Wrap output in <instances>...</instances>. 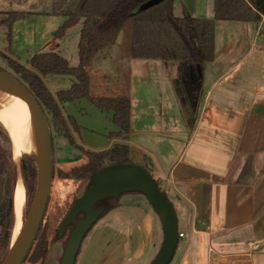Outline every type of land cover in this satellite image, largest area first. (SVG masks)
<instances>
[{"label":"crops","instance_id":"crops-1","mask_svg":"<svg viewBox=\"0 0 264 264\" xmlns=\"http://www.w3.org/2000/svg\"><path fill=\"white\" fill-rule=\"evenodd\" d=\"M235 22H216L215 58L204 70L196 111L181 85L135 84V68L143 65L138 62L159 59L132 57L130 22L88 67L92 95L131 101L129 138L111 137L130 146V158L134 147L150 156L152 166L144 161L174 204L184 234L174 264H264V16L242 21V26H233ZM220 24L254 39L233 67L206 85V69L220 55ZM233 44L225 42L221 54L231 52ZM170 66L175 84L178 65ZM120 214L104 234L99 260L88 264H149L156 255L163 233L152 208H143L138 216Z\"/></svg>","mask_w":264,"mask_h":264},{"label":"trees","instance_id":"trees-1","mask_svg":"<svg viewBox=\"0 0 264 264\" xmlns=\"http://www.w3.org/2000/svg\"><path fill=\"white\" fill-rule=\"evenodd\" d=\"M148 1L150 0H51L48 6L37 12L25 10L5 12L7 18L2 23L8 25L9 37H11L14 22L29 18L34 13L66 17L55 31V36L58 38L63 37L69 28L82 22L79 32V64L77 66H71L64 56L53 51L34 53L29 60V68L9 58L11 68L21 75V79L17 78L36 97L44 112L47 111L51 116L54 129L67 137L71 143L73 139L67 122L75 130H78V125L71 115L64 114V104L79 99H88L111 116L117 130L110 132L109 136H118L125 140L129 138L130 99L125 96L92 95L88 72V67L94 57L101 50L116 43L120 32L128 22L131 23L132 57L176 63L179 69V84L184 90L186 101L190 109L196 111L203 91L204 70L206 65L215 58L216 22H257L264 16V0H214L213 18L196 17L189 14L177 16L174 12V0H164L157 5L142 9ZM49 74L69 75L74 78V82L69 87L53 93L44 81V77ZM79 148L83 151L85 162L69 170L59 168L58 176L62 179L87 180V187L90 186L89 180L92 175L101 168L110 164L132 162L130 146L127 143H116L111 148L100 151ZM28 153L24 151L20 158L27 206L33 200L37 184L36 159ZM144 167L153 175L149 165ZM17 172L18 166L13 157L12 139L0 123V264L10 250L16 223ZM54 175L55 168L53 177ZM156 181L163 190L159 181L157 179ZM120 198L121 196L112 197L100 202L98 206L105 210L99 218L107 211L118 207ZM84 216L85 214L81 213L78 219ZM74 227V224L69 225L66 232L70 230L71 235ZM47 247V239L42 235V227H40L24 263L30 261L31 264H42L47 255Z\"/></svg>","mask_w":264,"mask_h":264},{"label":"rangeland","instance_id":"rangeland-1","mask_svg":"<svg viewBox=\"0 0 264 264\" xmlns=\"http://www.w3.org/2000/svg\"><path fill=\"white\" fill-rule=\"evenodd\" d=\"M50 2L51 0H0V69L21 79V75L11 68L9 58L29 68V60L32 54L43 51L62 52V54H64L63 56L69 61L71 66H77L79 64L78 40L79 31L82 26L81 23L69 28L66 34L61 38L55 36V31L66 19L64 16H43L34 13L29 18L14 22L11 28V37H9L8 25L2 23V21L7 18V14L5 13L7 11L25 10L37 12L48 6ZM174 3L175 14L177 16L189 14L196 17H214L213 0H174ZM235 23L236 24L233 25L235 27L243 25L242 21H237ZM226 25L220 24L218 26L217 50L220 55L218 61L215 64L210 63L206 69V85H209L211 80H214L218 76H222L226 70L233 67L236 62L240 60L241 54L244 52L247 45H250L254 39V35H251L246 39L245 34L240 31L236 32L234 27ZM232 40L234 41L232 42ZM225 42L229 44L234 43L233 50L231 49V52H227L226 56L221 54V49ZM141 61L142 62L138 63H143L142 67H140L141 65H138L139 67L135 68L137 78L135 80L136 85H180L177 77H175V84H173L172 79H174V76H172L173 70H171L172 67L170 66L172 63L171 61ZM243 72L244 70H241L237 74L236 82L240 81ZM71 79L72 77L69 75L49 74L44 78V81L49 89L52 92H55L59 89L69 87L70 84H72ZM257 80L261 82L263 79L260 78ZM250 82L249 85H252V82ZM45 112L53 135L55 175L52 181L47 210L41 226L42 235L46 237L48 244L47 255L42 264H60L70 236V230L59 238V228L63 218L69 212L73 201L87 188L88 181L62 179L58 176L59 168L69 170L72 167L85 162L83 151H81L79 147L93 151H100L111 148L116 143L126 142L109 136L110 132L117 129L115 123L106 111L99 109L88 99H79L64 104V114L66 116L71 115L78 125V130H75L74 127L67 122L73 143L54 129L51 122V116L48 115L47 111ZM145 159L147 162H151L150 156L140 155V149L134 147L131 161L145 166ZM14 161L18 166V181L19 175L22 176L20 159L19 161L14 159ZM150 166H152L151 163ZM26 199L27 194L25 187V208L23 219L26 218L31 206V204L27 206ZM146 207L150 208L151 206L142 193L129 192L123 194L120 198V205L117 207L116 212L112 214V209L107 211L96 221L92 229L84 238L81 253L77 258V264H88L90 261L99 260L102 252L101 247L104 243V234H106L111 225L115 224L116 221H119V219H117L118 217H114L115 214L121 213L125 215L131 212L132 215L138 216L140 210ZM174 261L175 259H173L170 264H174ZM40 262L41 261H39V263ZM147 263L148 262H141L140 264ZM24 264L31 263L30 261H26Z\"/></svg>","mask_w":264,"mask_h":264},{"label":"water","instance_id":"water-1","mask_svg":"<svg viewBox=\"0 0 264 264\" xmlns=\"http://www.w3.org/2000/svg\"><path fill=\"white\" fill-rule=\"evenodd\" d=\"M162 1L164 0H150L142 6V9L157 5ZM0 85L14 90L26 101L35 119L40 139L38 155L32 154L37 163L35 194L26 218L23 219L20 233L14 242L12 238L10 250L2 262V264H23L35 242L50 199L54 170L52 132L40 103L17 77L0 70ZM89 184L90 186L75 199L59 228L61 238L69 225L74 224L75 226L60 264L76 263L85 236L105 210L98 204L129 192L142 193L161 223L162 242L149 264H170L172 262L180 242L178 215L167 193L160 189L154 176L144 166L133 162L110 164L94 173ZM81 213L85 216L78 219Z\"/></svg>","mask_w":264,"mask_h":264},{"label":"bare ground","instance_id":"bare-ground-1","mask_svg":"<svg viewBox=\"0 0 264 264\" xmlns=\"http://www.w3.org/2000/svg\"><path fill=\"white\" fill-rule=\"evenodd\" d=\"M0 122L12 138L13 157L19 161L24 151L38 155L40 144L35 119L26 101L14 90L0 85ZM25 208V187L19 175L15 189L16 223L13 231V242L16 240L23 225Z\"/></svg>","mask_w":264,"mask_h":264},{"label":"built area","instance_id":"built-area-1","mask_svg":"<svg viewBox=\"0 0 264 264\" xmlns=\"http://www.w3.org/2000/svg\"><path fill=\"white\" fill-rule=\"evenodd\" d=\"M179 236H180V238H182L184 236V234L180 232ZM249 245L251 247H253V248H258L259 247V244L258 243H254V242H249Z\"/></svg>","mask_w":264,"mask_h":264},{"label":"flooded vegetation","instance_id":"flooded-vegetation-1","mask_svg":"<svg viewBox=\"0 0 264 264\" xmlns=\"http://www.w3.org/2000/svg\"><path fill=\"white\" fill-rule=\"evenodd\" d=\"M79 217V216H78Z\"/></svg>","mask_w":264,"mask_h":264}]
</instances>
